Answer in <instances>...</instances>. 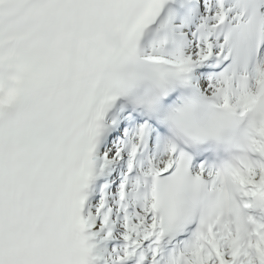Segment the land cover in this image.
I'll return each instance as SVG.
<instances>
[{"label":"snow or ice","instance_id":"6c2138e0","mask_svg":"<svg viewBox=\"0 0 264 264\" xmlns=\"http://www.w3.org/2000/svg\"><path fill=\"white\" fill-rule=\"evenodd\" d=\"M0 264H264V0H0Z\"/></svg>","mask_w":264,"mask_h":264}]
</instances>
